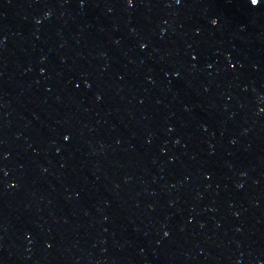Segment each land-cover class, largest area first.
<instances>
[{"label":"water","instance_id":"water-1","mask_svg":"<svg viewBox=\"0 0 264 264\" xmlns=\"http://www.w3.org/2000/svg\"><path fill=\"white\" fill-rule=\"evenodd\" d=\"M0 264H264V0H0Z\"/></svg>","mask_w":264,"mask_h":264},{"label":"snow or ice","instance_id":"snow-or-ice-1","mask_svg":"<svg viewBox=\"0 0 264 264\" xmlns=\"http://www.w3.org/2000/svg\"><path fill=\"white\" fill-rule=\"evenodd\" d=\"M253 2L255 3V2H256V0H253Z\"/></svg>","mask_w":264,"mask_h":264}]
</instances>
